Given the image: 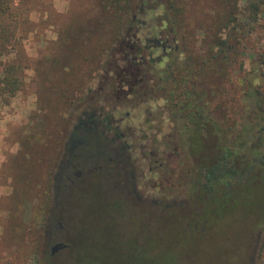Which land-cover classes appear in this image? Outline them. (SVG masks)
I'll list each match as a JSON object with an SVG mask.
<instances>
[{
    "label": "rangeland",
    "instance_id": "rangeland-1",
    "mask_svg": "<svg viewBox=\"0 0 264 264\" xmlns=\"http://www.w3.org/2000/svg\"><path fill=\"white\" fill-rule=\"evenodd\" d=\"M20 1L27 0H14L15 4ZM32 1L28 16L36 24L35 31L23 41L32 68L24 72V85L15 96L0 95V118L7 120L8 132L0 168V264H239L248 237L253 243L250 252L258 235L264 240V226L251 227L263 205L256 204L249 211L252 197L246 195L234 207L240 218L225 215L219 219L191 196L186 170L193 168L196 157L187 143L200 133L183 127L184 120L168 104L167 95L156 97L151 88L142 96L140 84L122 86L125 76L135 82L139 79L121 57L116 60V72L91 65L92 47L99 44L95 40L104 37L89 23L101 18L100 0ZM213 2L188 0L189 20L201 18ZM69 22L73 29L69 71L51 73L40 64L34 71L35 60L43 57L45 46L56 41ZM204 36L203 30H196L195 51L206 59L210 41ZM243 44L246 53L236 57L224 77L215 65L211 71L207 67L195 74L197 89L208 101L207 109L217 119L221 136L227 135V124L243 116L239 110L248 87L239 77L253 75L257 78L249 86L264 89V12L261 24ZM141 54L148 57V50ZM256 66L259 70L251 72ZM144 71L146 79L156 75L148 66ZM84 114H94L100 134H83L78 146L72 145L78 147L73 170L81 169L82 176L73 185L64 180L60 193L55 194L54 187L46 185L59 168L69 132ZM245 115L251 117L252 110ZM28 137L34 143L31 153ZM211 141L210 136L209 145ZM193 150L199 151L198 147ZM115 152L128 157L123 159L125 164L120 160L123 155ZM106 155L111 159L105 163L94 159ZM88 157L91 162L85 163ZM30 158L44 161L33 167L36 177L32 179L26 175ZM92 166L100 168L88 172ZM120 166L137 174L130 189L115 175ZM253 195L259 198L258 192ZM213 203H218L216 197ZM57 222L62 228L54 231ZM58 242L66 246L51 254V246ZM256 264L264 260L257 256Z\"/></svg>",
    "mask_w": 264,
    "mask_h": 264
},
{
    "label": "trees",
    "instance_id": "trees-1",
    "mask_svg": "<svg viewBox=\"0 0 264 264\" xmlns=\"http://www.w3.org/2000/svg\"><path fill=\"white\" fill-rule=\"evenodd\" d=\"M187 1L100 0L97 7L101 10V18L91 19L94 23L90 20L89 23L93 24L92 29L97 28L103 32L104 37L95 40L99 44L92 47L94 55L91 65L94 69L101 67L103 71L116 72L115 63L117 58L121 57L126 66H130L129 71L136 73L135 77L139 79V83L149 81L148 92L142 93V96H147L151 88L156 90V97H159V93L167 95L168 104L172 105L184 120L183 127L201 135L192 139L189 145L187 143L189 152L196 157L192 172L197 176L194 180H189L191 196L202 201L208 213L212 212L222 219L221 216L225 215L240 218L234 207L244 202L248 195L252 197L249 200L253 205V209L250 208L249 211L252 212L256 204L263 205L262 211L251 223L253 228H260L264 226V89H253L249 86L252 79L257 78L253 75L239 77L240 83L248 87L244 92L246 96L241 99L239 110L243 116H240L238 122L235 120L227 124L228 133L221 136L217 132V119L211 116L207 109L208 101L203 99L202 90L197 89L195 74L207 67L211 71L212 65H215L220 77L227 75L230 65L237 62L236 57L246 53L243 41L261 24L264 0H242L245 3L243 7L239 6L240 0H214L208 11L203 13L201 18L194 19V22L189 20L186 13ZM33 3L32 0L16 4L14 0H0L2 97H13L22 90L24 72L32 68L23 41L29 33L35 31L36 24L28 16V12L33 9ZM198 29L203 30L204 39L210 41V52H207L206 59L199 58L195 51V34ZM71 37L73 29L70 28L69 22L67 28L58 33L56 41L48 42L43 57L35 60L37 66L33 70L38 71L40 64L51 73L69 71ZM64 47L67 51L63 52ZM146 49L148 57L141 54ZM103 58L104 62L100 63ZM239 62V66H242L243 62ZM147 66L150 71H156V75L149 79L143 77L146 74L144 68ZM259 68L252 67L250 71L257 72ZM261 76L264 78V72H261ZM127 78L130 77H124L122 86L134 87L138 83ZM251 110V117L245 115ZM87 133L100 134L93 127L82 135ZM68 136L61 161L57 163V166L63 169L70 161V132ZM210 136L212 144L209 145ZM30 140L28 137L27 145L31 153L34 143ZM75 143L78 146V143ZM109 145L112 151H116L113 145ZM193 145L195 147H192ZM197 147L199 151L195 153L193 149ZM211 147L213 150L210 152ZM77 148H72L74 153ZM43 162L38 158H30L26 165V175L31 179L36 177V174H32L33 167ZM53 177L46 186L54 187L53 192L57 194L60 193L62 185L53 181ZM246 186L247 193L244 192ZM252 192H258L259 198L256 199ZM213 197L217 198L218 203L210 204ZM211 206H215L214 209H211ZM257 256L264 260V240L257 250Z\"/></svg>",
    "mask_w": 264,
    "mask_h": 264
},
{
    "label": "flooded vegetation",
    "instance_id": "flooded-vegetation-1",
    "mask_svg": "<svg viewBox=\"0 0 264 264\" xmlns=\"http://www.w3.org/2000/svg\"><path fill=\"white\" fill-rule=\"evenodd\" d=\"M142 82V81H141ZM137 83L140 84L137 87H139V90L142 91L143 94H147L148 92V87L147 85L149 84V81H144L143 83ZM142 84V85H141ZM138 90V91H139ZM85 116H82L79 118V120L77 121V123L75 124V126L73 127V130L70 133V161L67 163V167L65 169L59 167L55 172V176L53 177V181H56L58 183V185H63L64 183L63 181L66 180L70 185H73L75 183L76 180H78L79 178H81L82 176V170L81 169H74V166L76 165V163L74 162V155H77L76 153L72 152V148L75 142H78L81 137H82V133H85L88 131V129L90 128H95V119H94V114H84ZM111 127L108 125L107 129H110ZM138 133V132H137ZM117 155L119 154V156L123 155L124 153L122 152H115ZM176 152H172V155H175ZM89 157L88 159H85V163H90L91 161H89ZM94 159H100L99 161H101V163H105V159H111L109 156H105V157H98V158H94ZM123 159H128V157H124L121 156L120 160L123 161ZM171 159L170 157L167 159V162H170ZM92 162H98L97 160H93ZM121 162V161H120ZM125 164V162H124ZM127 164V162H126ZM97 168H100V166L96 167V166H92L90 167L87 171L91 172L92 170H95ZM152 167L149 168V171H152ZM192 168H187L186 170V177L188 178V180L192 181L194 180V177L197 176L196 173L192 172ZM68 171H70V175H68ZM68 172V173H67ZM118 178V181L123 182V185L127 188L130 189V185L134 186V180H136V173L134 172V170L132 168H128L127 166H120L118 173L115 174ZM247 222V221H246ZM248 224V223H247ZM251 227L253 228L252 224ZM248 229L249 226H248ZM261 239L258 235L257 239L255 240V247L253 246V249L250 252L251 246H252V241L249 239V237L247 238L246 242L243 244L242 249L244 250V254L243 256L240 258V263L239 264H256V258H257V248L259 246Z\"/></svg>",
    "mask_w": 264,
    "mask_h": 264
},
{
    "label": "crops",
    "instance_id": "crops-1",
    "mask_svg": "<svg viewBox=\"0 0 264 264\" xmlns=\"http://www.w3.org/2000/svg\"><path fill=\"white\" fill-rule=\"evenodd\" d=\"M7 120L0 118V168L3 163V152H2V144H3V139L4 137H7L8 132H7Z\"/></svg>",
    "mask_w": 264,
    "mask_h": 264
},
{
    "label": "water",
    "instance_id": "water-1",
    "mask_svg": "<svg viewBox=\"0 0 264 264\" xmlns=\"http://www.w3.org/2000/svg\"><path fill=\"white\" fill-rule=\"evenodd\" d=\"M60 227L62 228L61 226V223L60 222H57L56 225L54 226V231H56V229ZM66 245L64 243H61V242H58V243H55L51 246L50 248V253L51 254H54L55 252L59 251L60 249H63Z\"/></svg>",
    "mask_w": 264,
    "mask_h": 264
}]
</instances>
